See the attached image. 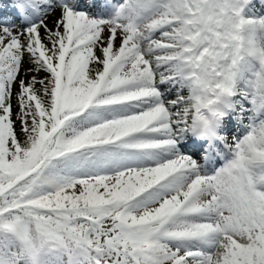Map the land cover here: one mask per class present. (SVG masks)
<instances>
[{"label":"snow or ice","instance_id":"snow-or-ice-1","mask_svg":"<svg viewBox=\"0 0 264 264\" xmlns=\"http://www.w3.org/2000/svg\"><path fill=\"white\" fill-rule=\"evenodd\" d=\"M0 264H264V0H0Z\"/></svg>","mask_w":264,"mask_h":264}]
</instances>
